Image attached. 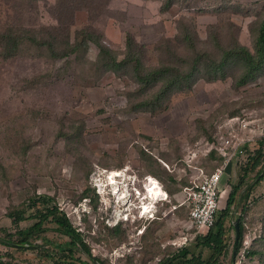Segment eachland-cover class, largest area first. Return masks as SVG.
<instances>
[{"label":"rangeland","instance_id":"374dc122","mask_svg":"<svg viewBox=\"0 0 264 264\" xmlns=\"http://www.w3.org/2000/svg\"><path fill=\"white\" fill-rule=\"evenodd\" d=\"M60 1L0 0V33L12 29L13 36L20 35L16 55L0 56V227L15 233L6 213L33 195H46L67 213L103 264H156L181 255L184 247L194 251L197 230L185 209L184 193L176 200L185 208H178L162 180L150 174L155 162L143 151L167 161H161L164 169L189 182L196 178V167L216 170L219 165L207 153L222 140L232 135L248 145L264 139V76L244 87L236 85L241 72L232 69L226 80H197L190 91L172 97L165 111L154 114L132 109L142 99L139 86L132 74L116 76L105 70L93 42L58 55L71 49L66 47L69 41L81 44L83 35L76 32L84 28L94 31L119 59L127 37H134L150 67L159 58L167 60L168 51L187 55L189 44L178 42L187 33L206 41L217 30L253 51L252 29L264 19V0H103L89 10L83 8L88 0H65L72 4V16L60 14ZM112 171L125 175L117 179L119 196L127 195L124 200L114 194ZM149 178L168 196L166 202L147 203L154 222L147 212L141 218L143 201L138 199V192L145 195L144 188L152 184ZM226 199L221 192L220 205ZM253 220L245 227L235 261L231 251L236 232H229L231 250L220 264H256L245 259L254 237L263 235L257 216ZM32 223L27 220L19 227ZM47 237L69 243L54 231ZM0 256L8 262H38L32 251L1 244ZM78 256L92 264L85 255Z\"/></svg>","mask_w":264,"mask_h":264},{"label":"trees","instance_id":"16d2710c","mask_svg":"<svg viewBox=\"0 0 264 264\" xmlns=\"http://www.w3.org/2000/svg\"><path fill=\"white\" fill-rule=\"evenodd\" d=\"M102 1L88 0L89 5H85L83 8L89 10L92 6L93 8L99 7ZM60 5L61 15L69 13L72 16L74 9L72 10L71 3L61 0ZM58 22L63 25L64 21L60 17ZM229 26L236 27V24L230 23ZM11 30L0 33V45L3 49L0 56L4 58L16 55V49L20 43V35L13 36ZM252 33L254 37L253 51L240 43L238 39H228L217 30H213L206 41H201L187 33L178 41L189 44L187 55L181 56L176 51H168L167 60L159 58L157 65L150 67L144 63L143 47L137 43L134 37H127L126 51L123 58L119 59V55L104 45L100 41V37L95 36L94 31L84 28L76 32V36L83 35L81 44L78 46L75 42L74 45L70 41L67 42L66 47L71 49L58 56H66L79 47L93 42L100 50L98 63L105 70L116 76L132 74L131 78L139 86L140 94L138 96H141L142 99L133 103L132 109L157 114L168 108L172 97L190 91L197 80L204 79L209 83L226 80L231 76L230 70L232 69L241 72L236 85L244 87L255 83L264 76V19L255 24ZM150 91L153 93L143 98L142 95ZM233 114L235 115L237 112ZM254 146V152L250 155L248 163L240 167L239 182L232 187L226 206L219 209L214 226L204 234L197 233L196 250L191 251L184 247L181 255L166 256L156 264H220L221 258L231 250L229 232L235 230L236 221L239 222L240 228V238L236 248L237 257L242 251L245 227H251L250 224L254 216H257V220L259 219L260 225L263 226V235L254 237L252 249L249 248L245 252V259L248 262L264 264V251H262L264 246V194L258 197L252 194L264 180V139L258 140ZM143 154L150 162H155L153 166L151 165L150 174L162 180V183L167 187L166 191L174 200L175 205L179 206L178 208H185V205L176 199L186 188L192 186V181L189 182L187 178L178 179L169 173L161 165V161L168 165V162L162 158L152 159L145 151ZM207 154L208 160L212 163L217 162L215 165L221 166L224 163V157L219 155L215 146ZM213 167L211 172L207 171L208 173L205 169L208 168L206 165L205 168L196 167V169H202L210 175L215 171V166ZM164 176L168 177L169 183L164 181ZM53 203L52 197L33 195L20 206L21 208L8 211L6 216L11 220L16 232L12 234L0 227V234H2L0 235V244L20 252H34L38 262L29 264H87L78 254L88 257L92 264H103L100 259L93 257L85 236L74 227L67 213ZM185 209L189 212L188 206ZM29 210L32 212L28 213ZM27 220H33V223L27 228H20V223ZM155 220L157 218L152 222ZM51 225L54 227H49ZM50 231L57 232L67 238L68 245L47 237V233ZM12 243L26 245V247L14 248L11 246ZM234 244L235 241L232 244L231 261L234 259ZM257 245L258 247L255 248ZM206 251L209 252L208 257H205ZM6 256L12 257L9 253H6ZM7 264L22 263L11 260Z\"/></svg>","mask_w":264,"mask_h":264},{"label":"built area","instance_id":"2783aa9c","mask_svg":"<svg viewBox=\"0 0 264 264\" xmlns=\"http://www.w3.org/2000/svg\"><path fill=\"white\" fill-rule=\"evenodd\" d=\"M246 128V124L241 125ZM245 142L235 140L230 137L222 140L217 152L224 157V163L219 166L212 174H207L202 169H196L195 180L192 186L184 190L186 194V204L189 207V220L196 228L198 234H204L215 224L219 207V195L221 193V180L226 172L227 166L234 160L239 167L248 163L250 155L254 152V145L249 143L246 147ZM6 257L0 256V264H7Z\"/></svg>","mask_w":264,"mask_h":264},{"label":"bare ground","instance_id":"6f19581e","mask_svg":"<svg viewBox=\"0 0 264 264\" xmlns=\"http://www.w3.org/2000/svg\"><path fill=\"white\" fill-rule=\"evenodd\" d=\"M125 175H123V172H119V171H112L111 172V178L113 179V184H115V190H114V194L115 196H119L120 193V188L117 186L118 181L117 179L124 177ZM149 180L152 182L153 179L149 178ZM121 185V183H120ZM102 189V187H101ZM100 189L101 193H103V191ZM146 193L145 195L141 192H137L140 193L138 194V199L140 198L143 202H142V207L141 209L144 210V212L141 214L142 216H146V212L149 215L150 212H148V206L147 203L148 202H156V201H160L163 198H167L168 196H166V192H164V190L161 188V185L159 184V182L157 180H155V182L148 186V189L145 188ZM125 194V191L124 193ZM120 200H124L127 198V195H120L118 197ZM124 198V199H123ZM162 198V199H161ZM128 220V219H126Z\"/></svg>","mask_w":264,"mask_h":264},{"label":"crops","instance_id":"0c3cea01","mask_svg":"<svg viewBox=\"0 0 264 264\" xmlns=\"http://www.w3.org/2000/svg\"><path fill=\"white\" fill-rule=\"evenodd\" d=\"M192 177V176H191ZM241 177V171H240V167H238V164H237V161L234 160L232 161L226 168V172L224 173L223 177H222V180H221V192H226V195H227V199H226V202L225 203H222L220 205L219 203V207L220 208H224L226 206V203H227V200L229 198V194L232 190V187L235 186L238 182H239V179ZM145 190V188H144ZM146 192V190H145ZM184 193V197L186 198V194L185 192L183 191ZM254 196H260V195H263L264 194V180L259 184V186L253 191L252 193ZM166 199H162V201H165ZM167 201V200H166ZM165 201V202H166ZM183 205H186V204H183ZM187 206V205H186ZM189 208V207H188ZM153 211V210H152ZM142 212V209L140 211V213ZM150 212L149 215L152 213L151 211H148ZM142 214V213H141ZM141 216V218H143L144 216ZM135 216V215H134ZM137 218H140V217H136ZM150 220H154L155 218L153 216L150 215ZM135 222V221H134ZM196 244V242H195ZM195 250H196V246H195ZM194 250V251H195Z\"/></svg>","mask_w":264,"mask_h":264},{"label":"water","instance_id":"95a60500","mask_svg":"<svg viewBox=\"0 0 264 264\" xmlns=\"http://www.w3.org/2000/svg\"><path fill=\"white\" fill-rule=\"evenodd\" d=\"M235 231H236V238H235V244H234V261L236 258V248L238 246L239 238H240V228H239V222L238 221L235 222ZM11 246L14 248L26 247V245H21V244H16V243H12Z\"/></svg>","mask_w":264,"mask_h":264}]
</instances>
